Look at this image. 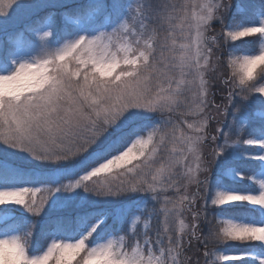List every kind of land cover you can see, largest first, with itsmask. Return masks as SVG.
I'll list each match as a JSON object with an SVG mask.
<instances>
[{"label":"snow or ice","instance_id":"1","mask_svg":"<svg viewBox=\"0 0 264 264\" xmlns=\"http://www.w3.org/2000/svg\"><path fill=\"white\" fill-rule=\"evenodd\" d=\"M0 264H264V0H0Z\"/></svg>","mask_w":264,"mask_h":264},{"label":"rangeland","instance_id":"2","mask_svg":"<svg viewBox=\"0 0 264 264\" xmlns=\"http://www.w3.org/2000/svg\"><path fill=\"white\" fill-rule=\"evenodd\" d=\"M251 39H252V38H246L245 41L237 42V46L240 47L241 49H244V50H251L252 47H253V45H252L251 43L247 42V41H250ZM241 147H248V146H243V145H242ZM249 150H254V149L249 148ZM236 166L239 167V168H241L242 170H244V171H246V172H247V171L249 170V168H250V165H248V164H246V163H243V162L238 163ZM247 183H248V182H246V181H239V182H237L236 186H238V187H245V186H247ZM236 214L239 215L240 212L237 211ZM230 243L235 244L236 242H230Z\"/></svg>","mask_w":264,"mask_h":264}]
</instances>
